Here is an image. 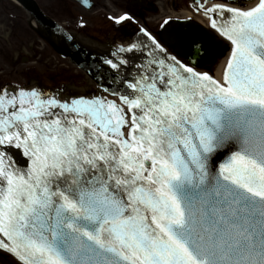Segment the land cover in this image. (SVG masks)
I'll use <instances>...</instances> for the list:
<instances>
[{"label": "snow or ice", "instance_id": "obj_1", "mask_svg": "<svg viewBox=\"0 0 264 264\" xmlns=\"http://www.w3.org/2000/svg\"><path fill=\"white\" fill-rule=\"evenodd\" d=\"M240 2L195 4L206 29L166 19L85 51L90 88L0 80V254L264 264V0Z\"/></svg>", "mask_w": 264, "mask_h": 264}, {"label": "rangeland", "instance_id": "obj_2", "mask_svg": "<svg viewBox=\"0 0 264 264\" xmlns=\"http://www.w3.org/2000/svg\"><path fill=\"white\" fill-rule=\"evenodd\" d=\"M154 1L157 0H153L152 8H141V14L129 13L134 18L131 21L134 25L144 27L150 32L157 29L156 20L162 14L158 11L159 7L162 11L172 7L179 9L185 3L184 0H159V7H156ZM37 2L50 18L86 39L95 48V51H92L94 54H99L96 50H110V46L116 41H126L131 37L126 34L129 30L125 32L119 29L108 19L118 11H125L121 7L113 11V5L110 7L105 4L97 10L95 6L85 9L76 3L66 6L58 0ZM105 19H108L105 23L108 32L103 35L100 26ZM0 80L29 83L34 81L46 87L69 84L73 90L94 86L87 80L86 75L75 71L68 60L62 59L53 50V46L42 39L38 31L31 26L25 10L12 0H0ZM0 262L16 264L13 258L5 254H0Z\"/></svg>", "mask_w": 264, "mask_h": 264}, {"label": "water", "instance_id": "obj_3", "mask_svg": "<svg viewBox=\"0 0 264 264\" xmlns=\"http://www.w3.org/2000/svg\"><path fill=\"white\" fill-rule=\"evenodd\" d=\"M19 2L23 8H25L26 11H30L33 17L41 23L43 26L52 28L53 31H55L62 39L61 47H58L54 45L55 50L59 52L60 55L62 56H67L69 60L82 70L86 71L85 68L83 67L84 65V57L83 53L85 51L81 50L78 48L77 44L80 46L79 43L76 44L75 40L72 42H69L67 39L64 38L65 35H68V32L65 30V28L61 27L58 22H56L53 18H49L41 8L38 7V4L35 0H16ZM80 4H83L86 8H90L91 5L88 3L85 4L83 0H78ZM243 1H249V0H241L240 3ZM170 23L173 24H180V25H185L188 27H193L195 26L196 28H205L202 25L200 26L198 23L190 20H185V19H179V20H173ZM206 29V28H205ZM62 30V31H61ZM162 31V29H161ZM210 31V30H209ZM214 35V33H213ZM74 36V35H73ZM219 40V39H218ZM224 45L222 46V42L219 40V44L217 45L216 51L217 55H215L213 58L217 57H222L224 56L225 52ZM91 57V55H89ZM213 58L211 59L210 62H206L201 65V68L203 66L209 65L212 61ZM91 78V77H90Z\"/></svg>", "mask_w": 264, "mask_h": 264}, {"label": "flooded vegetation", "instance_id": "obj_4", "mask_svg": "<svg viewBox=\"0 0 264 264\" xmlns=\"http://www.w3.org/2000/svg\"><path fill=\"white\" fill-rule=\"evenodd\" d=\"M60 3L62 2L66 6H71L73 3H77L75 0H58ZM90 5L95 6L97 10L101 9L102 6L105 5H113L114 7H121L130 12L133 11V14L136 13L141 14V8H152L153 0H89ZM78 4V3H77ZM161 19V16H158L156 20V24L158 25V21ZM108 19H105V22L100 26L101 33L105 35L108 32V27L105 26V23ZM129 23V22H128ZM126 22H124L123 26H118L119 29H123L125 32L128 30L127 26H124ZM110 27V26H109ZM111 28V27H110ZM130 32V31H129Z\"/></svg>", "mask_w": 264, "mask_h": 264}, {"label": "bare ground", "instance_id": "obj_5", "mask_svg": "<svg viewBox=\"0 0 264 264\" xmlns=\"http://www.w3.org/2000/svg\"><path fill=\"white\" fill-rule=\"evenodd\" d=\"M27 14V19L29 20L30 24L33 26L34 29L38 31L40 36L44 41H49L51 44L60 46L62 39L60 36L53 31L52 28H48L43 26L41 23H38L32 16L31 12H26ZM70 35H74L76 43L80 44V47L87 49L88 51L92 52L95 51V48L92 47V45L86 41V39H83L79 37L77 34L74 32H70ZM100 55L104 50H96ZM93 53V52H92ZM223 59L219 60L216 64L215 70H214V76L219 77L221 73V61Z\"/></svg>", "mask_w": 264, "mask_h": 264}]
</instances>
